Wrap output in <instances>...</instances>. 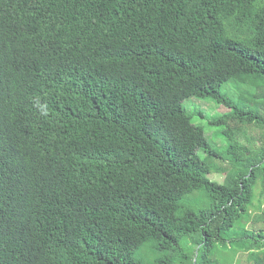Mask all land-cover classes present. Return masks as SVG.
Instances as JSON below:
<instances>
[{"label": "trees", "instance_id": "1", "mask_svg": "<svg viewBox=\"0 0 264 264\" xmlns=\"http://www.w3.org/2000/svg\"><path fill=\"white\" fill-rule=\"evenodd\" d=\"M262 106L264 0H0V264H264Z\"/></svg>", "mask_w": 264, "mask_h": 264}, {"label": "rangeland", "instance_id": "2", "mask_svg": "<svg viewBox=\"0 0 264 264\" xmlns=\"http://www.w3.org/2000/svg\"><path fill=\"white\" fill-rule=\"evenodd\" d=\"M221 91L228 96H230L235 102L243 101L245 106L246 103L250 104V100L248 98L252 97V93L250 88L243 84H238L234 80H229L224 83L221 87ZM255 96L259 99L263 97V92L259 89L255 92ZM183 106L193 115V122L195 124L201 125L205 129L206 136L208 138L209 143L216 148L218 151L223 152L227 149V145L229 140L224 133L227 129L228 125L226 123L218 124L215 121L223 114L228 111L223 105L217 103L215 100L211 98H196L189 97L183 102ZM261 115L264 116V106L260 108ZM230 127L235 128L236 132L239 133L238 136L234 137V140L238 139L244 145H247L249 148L259 147L264 141V126L261 127V130L254 126L248 125L246 123H240L237 121H229ZM261 136L262 139H261ZM252 138V140H251ZM255 143V145H254ZM199 156L204 159L205 153L202 149L198 150ZM226 157V156H224ZM228 157L225 160L212 159L208 160L210 163V173L208 175L209 179L218 183H222L224 180V174L217 172V168L219 167H229L228 166ZM256 201L258 198L263 197V206H264V187L256 188ZM254 229H259L262 227L260 224H255L254 226H249ZM147 259L153 260L158 255L154 254V252H147ZM250 252H241L239 254V259L242 264H248L247 259H249Z\"/></svg>", "mask_w": 264, "mask_h": 264}]
</instances>
